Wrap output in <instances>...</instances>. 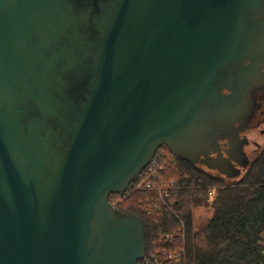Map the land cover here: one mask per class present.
<instances>
[{
  "label": "water",
  "instance_id": "obj_1",
  "mask_svg": "<svg viewBox=\"0 0 264 264\" xmlns=\"http://www.w3.org/2000/svg\"><path fill=\"white\" fill-rule=\"evenodd\" d=\"M259 88L264 0H0V264H136L109 195L161 146L238 181Z\"/></svg>",
  "mask_w": 264,
  "mask_h": 264
},
{
  "label": "trees",
  "instance_id": "obj_2",
  "mask_svg": "<svg viewBox=\"0 0 264 264\" xmlns=\"http://www.w3.org/2000/svg\"><path fill=\"white\" fill-rule=\"evenodd\" d=\"M165 176L182 185L172 193L177 199V215L185 226L186 258L179 264H264V148L233 184L180 159L166 166ZM147 195L132 192L117 210L140 214V202ZM200 206L210 214L197 228L192 214ZM142 218L147 228L146 254L180 244V239L170 242L161 236L178 230L177 218L163 212Z\"/></svg>",
  "mask_w": 264,
  "mask_h": 264
},
{
  "label": "built area",
  "instance_id": "obj_3",
  "mask_svg": "<svg viewBox=\"0 0 264 264\" xmlns=\"http://www.w3.org/2000/svg\"><path fill=\"white\" fill-rule=\"evenodd\" d=\"M175 159L171 154H167L163 147L157 148L148 163L132 179L127 188L122 192L110 194L108 197L112 206L118 209L130 193L147 192L148 195L140 202V216L149 215L152 212H163L179 220L180 226L177 231L167 232L161 236L170 242L180 239V244L174 249H161V251L148 254L145 251L144 256L136 264H179L186 258L185 226L177 215V199L172 195L182 185L178 184L175 179L165 176L166 166L174 163Z\"/></svg>",
  "mask_w": 264,
  "mask_h": 264
},
{
  "label": "flooded vegetation",
  "instance_id": "obj_4",
  "mask_svg": "<svg viewBox=\"0 0 264 264\" xmlns=\"http://www.w3.org/2000/svg\"><path fill=\"white\" fill-rule=\"evenodd\" d=\"M251 97L255 104L248 117L249 119H247L243 126H237L232 130L233 134H238L239 136L247 138V143L243 145L241 154V156H243V164L240 167L242 175L246 172L253 159H255L258 153L264 148V88L253 90ZM223 140L224 139H220V141ZM193 167L208 174L215 175L224 182L227 179L225 176L203 166Z\"/></svg>",
  "mask_w": 264,
  "mask_h": 264
},
{
  "label": "rangeland",
  "instance_id": "obj_5",
  "mask_svg": "<svg viewBox=\"0 0 264 264\" xmlns=\"http://www.w3.org/2000/svg\"><path fill=\"white\" fill-rule=\"evenodd\" d=\"M209 214L210 211L206 210L203 206L195 207L193 209V214H192L195 227L198 228L202 226L207 221Z\"/></svg>",
  "mask_w": 264,
  "mask_h": 264
}]
</instances>
